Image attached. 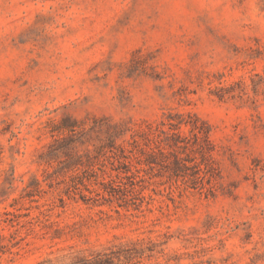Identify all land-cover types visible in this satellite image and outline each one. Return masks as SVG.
<instances>
[{
  "label": "rangeland",
  "instance_id": "374dc122",
  "mask_svg": "<svg viewBox=\"0 0 264 264\" xmlns=\"http://www.w3.org/2000/svg\"><path fill=\"white\" fill-rule=\"evenodd\" d=\"M0 264H264V0H0Z\"/></svg>",
  "mask_w": 264,
  "mask_h": 264
},
{
  "label": "trees",
  "instance_id": "16d2710c",
  "mask_svg": "<svg viewBox=\"0 0 264 264\" xmlns=\"http://www.w3.org/2000/svg\"><path fill=\"white\" fill-rule=\"evenodd\" d=\"M124 171H125V175H123L121 177V179L124 180V181H122V183H118L114 179H111V180L108 181V184L111 187L112 192H115L116 190L118 191L120 189H123L124 183H127L125 181V179L129 180V182H130L129 184H131V185L135 183V181L133 179V175L128 173V170H124Z\"/></svg>",
  "mask_w": 264,
  "mask_h": 264
}]
</instances>
